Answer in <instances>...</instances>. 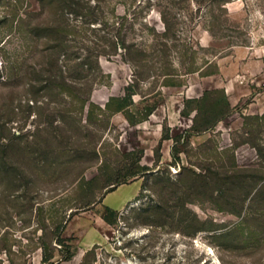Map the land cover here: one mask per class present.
<instances>
[{"label":"rangeland","instance_id":"obj_1","mask_svg":"<svg viewBox=\"0 0 264 264\" xmlns=\"http://www.w3.org/2000/svg\"><path fill=\"white\" fill-rule=\"evenodd\" d=\"M46 65L90 87L91 114L87 103L51 117L72 99L39 89ZM126 86L123 108L114 100L105 110ZM204 91L217 108L227 96L231 110L195 130L197 103L182 109ZM166 134L170 155H160ZM34 138L40 153L20 159L29 153L18 145ZM0 149L26 172L0 158V264H43L44 252L52 264H264V243L247 246L250 223L242 225L247 243L223 235L257 209L264 184V0H0ZM140 164L150 169L131 176ZM231 165L246 179L221 193L216 171ZM189 170L209 184L190 186ZM133 179L141 192L135 197L139 182L121 186L115 193L135 198L107 210L103 194ZM105 203L118 204L112 194ZM74 213L98 230L86 245L99 241L78 247V263L62 259L58 240ZM254 225L264 233V223Z\"/></svg>","mask_w":264,"mask_h":264},{"label":"trees","instance_id":"obj_2","mask_svg":"<svg viewBox=\"0 0 264 264\" xmlns=\"http://www.w3.org/2000/svg\"><path fill=\"white\" fill-rule=\"evenodd\" d=\"M68 26V25H67ZM64 30H67L66 28H64ZM66 40V39H64ZM63 40V42H65ZM66 52V51H65ZM65 52H63V55L65 56ZM53 64L54 66L58 67V63H56V57L53 55ZM60 68V66H59ZM48 69V73H46L45 78L41 79V81H43L45 83V85H41V87L39 89L42 88H46V95L48 94V96L52 95V96H60L63 94H66L67 96L70 97V100L72 99L70 105L64 106L63 108H60L59 110H57L55 113L51 112V117H54L57 114H59V116L62 119H65L70 112H73V110H78V112H83V109L85 108L86 104L88 103V114H91V112L94 110V108H96V105L90 101L89 99V92H90V87L86 86V85H82L79 84L78 85H72V84H68V82H66L62 75L59 74L57 75L58 77H56V73L53 72V67H49L48 65H46V67L43 68V71L46 72V70ZM62 71V70H61ZM55 73V74H54ZM79 79V78H78ZM51 88H55V91H50ZM64 92V93H63ZM131 93V89L130 86H126V91H125V95L124 96H119V97H110L109 100L106 102L104 109L108 110L110 109V106L112 104V102L114 100L117 101L118 105L115 107L116 110H121L123 108L124 101L126 100V96L129 95ZM195 102L197 103L196 106V115L193 119V128L195 130H204V129H208L210 127H212L219 119L226 117L231 110L230 107V102L227 98V96L225 97V105L220 106L219 108L212 106L211 104V98L208 94L207 91H204L199 97H192V98H188L185 101L184 107H183V111L185 114H189V111L191 110L190 107V103ZM213 103V102H212ZM103 109V112L105 111ZM151 110L148 111L149 114ZM62 127H64L63 125H59V126H55V128H58V132L61 133L62 132ZM41 130L42 128H37L38 133L41 134ZM40 131V132H39ZM61 131V132H60ZM21 138V135L19 136ZM56 137V136H55ZM164 137H168V134L164 135ZM56 139V138H55ZM175 142H178V138L175 139ZM40 143L42 144L41 141H37L32 140L31 143H25V145L22 147L20 145H18V147L23 148L24 152L29 153V155H27L26 157L23 156H19L20 159L23 158H28L30 155L34 154V158L36 157V154L40 153L37 152L38 147L40 145ZM58 143V142H57ZM48 145H50L48 143ZM37 146V147H36ZM159 149V147H158ZM173 156H174V161L178 160L179 156H178V150L177 147H173ZM36 153V154H35ZM9 154L7 152H5L3 149H0V158L1 160L4 162L3 165L7 166V169L9 170V168L12 169H18L19 170V175L20 176H24L26 174L25 171H22V169L18 168L20 167V165L16 166V162L12 164L7 165L6 163L8 162V159L6 158V155ZM30 158V157H29ZM158 160V155L156 156V161ZM16 166V167H15ZM150 167H148L147 165H139L138 169L133 170L130 172L131 176H136L139 173H144L146 170H149ZM33 172V171H32ZM30 172V173H32ZM35 173V172H33ZM186 175H189L192 181V185L190 186H194V188L196 187V185L198 184L197 182H199L200 185L206 186L207 184H209V181H207V176L203 175L202 173H196L192 170H189L188 173ZM246 174H244L243 169L241 168H237L235 167V165H231L229 168L224 169L222 171H216V176H215V181L214 184H217V190L220 191L222 193V191H224V193L230 191V184H237L240 183L242 180L244 181L246 179ZM262 176L259 177V179H257L255 181V183L252 185V188L255 189L257 184H258V180L263 179L261 178ZM187 180H184L182 178V180H180V182H182L183 185H189L190 182H186ZM120 183H125V182H115L113 186H111V188L108 189L112 190L115 186H117ZM198 184V186H199ZM211 184V183H210ZM143 188V185H142ZM141 188V190H142ZM251 188V191L253 190ZM264 184H261L259 187L256 188V191L254 194V202H258L257 203V209L255 211H246L244 214H242V219L241 221L234 225L233 227L229 228L227 231L223 232V235L226 236H235V239H239L238 238V233H241L240 236V241H242L243 243H247L248 239L252 240L251 237L248 238V235H242L244 234V231L242 230L243 224H247L250 223V229L251 226L253 227L250 231H247L248 234H250V236H253V241L250 242L247 246H250L251 248H259V245L264 243V233H260V231H255L254 228H256V226L254 225V223H256V225L258 224H262L264 223ZM140 190V192H141ZM249 193V192H247ZM240 198L239 202H241V204L243 205L245 203V197H242L240 195H238ZM246 196V195H245ZM107 210H109L110 212H113L114 209H111L109 207H105ZM238 215H241V210H237L236 211ZM75 214V213H74ZM73 215V214H72ZM70 215V216H72ZM64 227V226H63ZM246 234V233H245ZM244 237V238H243ZM229 238V237H228ZM59 243L61 244L62 247L65 248L66 253L63 255L62 259H68L71 257L72 255V251H71V247L69 244H67L65 242V238L60 237L59 239ZM229 240L231 241V238H229ZM258 246V247H257ZM52 255H48L45 254V252L42 255V263L45 264H52Z\"/></svg>","mask_w":264,"mask_h":264},{"label":"crops","instance_id":"obj_3","mask_svg":"<svg viewBox=\"0 0 264 264\" xmlns=\"http://www.w3.org/2000/svg\"><path fill=\"white\" fill-rule=\"evenodd\" d=\"M201 94L198 93L197 95H191V96H189V98L199 97ZM159 109L160 110H159V113L158 114L160 116V119H162V117L164 116V111H163V109L161 107ZM147 120L149 121V119H145L144 121H147ZM161 131H162V127H161ZM170 137L169 136L168 137H164V136L161 137L160 144H162V147H160V149H159L160 155H161V152H162V155L165 152L168 155H170V153H169L170 143L169 142L171 141V139H173L172 137L171 138ZM147 160L149 162H151V161H154L155 158L153 157L152 154L151 155L149 154L147 156ZM133 182H139L140 183L139 188H137V190H136L137 192L134 194L135 197H136L139 194V192H140V190L142 188V181L139 180V179H133L130 182H127V183H120L117 186H115L112 190H109V191L107 190L103 194V196L101 198L102 205L104 207H109V208L114 209V210H120L123 207H125V205L128 202H130L132 199H134L135 197L132 198L133 195H129V194L128 195H125L124 193H115V192L121 186H123L125 184H129V183H133ZM109 194H112L114 196V199H115L116 202H118V204H116L114 206L113 205L111 206L108 203H105V200L107 199V196ZM93 230L98 231L97 229H95L94 227H92L90 224L88 225V223L86 221H84V217L82 215H78V213L73 214L72 216H70L67 219V221L64 224V227L62 228V233H61L62 235L61 236L63 238H65V240H66V242L68 244L71 245L72 255H71L70 258L65 259L66 261H69L72 258H74V259H76V262L78 263V247L79 246L81 247V249L86 250V249H89L92 246H94V245H96V244L99 243L98 239L92 240L90 242V245L89 246H87L86 243H85L87 241V236H89V235L92 236L93 235L92 234L93 233Z\"/></svg>","mask_w":264,"mask_h":264},{"label":"bare ground","instance_id":"obj_4","mask_svg":"<svg viewBox=\"0 0 264 264\" xmlns=\"http://www.w3.org/2000/svg\"><path fill=\"white\" fill-rule=\"evenodd\" d=\"M103 241H104V239H103Z\"/></svg>","mask_w":264,"mask_h":264},{"label":"built area","instance_id":"obj_5","mask_svg":"<svg viewBox=\"0 0 264 264\" xmlns=\"http://www.w3.org/2000/svg\"><path fill=\"white\" fill-rule=\"evenodd\" d=\"M43 264H45V263H43Z\"/></svg>","mask_w":264,"mask_h":264}]
</instances>
